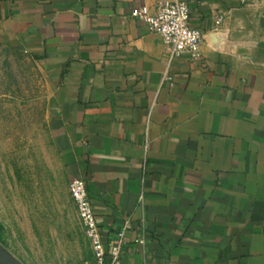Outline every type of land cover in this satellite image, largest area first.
Returning a JSON list of instances; mask_svg holds the SVG:
<instances>
[{"label":"crops","instance_id":"0c3cea01","mask_svg":"<svg viewBox=\"0 0 264 264\" xmlns=\"http://www.w3.org/2000/svg\"><path fill=\"white\" fill-rule=\"evenodd\" d=\"M181 1L197 59L131 15L157 0H0V19L122 264H264V0Z\"/></svg>","mask_w":264,"mask_h":264},{"label":"rangeland","instance_id":"374dc122","mask_svg":"<svg viewBox=\"0 0 264 264\" xmlns=\"http://www.w3.org/2000/svg\"><path fill=\"white\" fill-rule=\"evenodd\" d=\"M1 20L0 244L24 264H91L49 127L47 76Z\"/></svg>","mask_w":264,"mask_h":264},{"label":"built area","instance_id":"2783aa9c","mask_svg":"<svg viewBox=\"0 0 264 264\" xmlns=\"http://www.w3.org/2000/svg\"><path fill=\"white\" fill-rule=\"evenodd\" d=\"M131 15L161 35L170 55L189 54L194 59L201 56L204 34L191 25V11L187 2L157 0L154 11L142 6L134 9ZM70 192L92 249V264H122L125 232L118 233L110 240L103 238L85 179H73Z\"/></svg>","mask_w":264,"mask_h":264},{"label":"water","instance_id":"95a60500","mask_svg":"<svg viewBox=\"0 0 264 264\" xmlns=\"http://www.w3.org/2000/svg\"><path fill=\"white\" fill-rule=\"evenodd\" d=\"M0 264H24L8 248L0 244Z\"/></svg>","mask_w":264,"mask_h":264}]
</instances>
